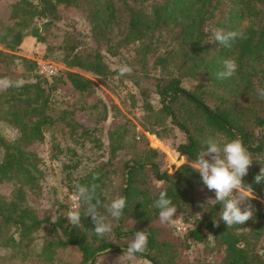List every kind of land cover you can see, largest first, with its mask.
<instances>
[{
    "label": "trees",
    "instance_id": "obj_1",
    "mask_svg": "<svg viewBox=\"0 0 264 264\" xmlns=\"http://www.w3.org/2000/svg\"><path fill=\"white\" fill-rule=\"evenodd\" d=\"M8 1V17L0 16V43L10 51H0V122L19 135L10 141L0 134V250L21 262L56 264L59 252L74 248L79 264H96L103 256L124 255L135 232L148 230V251L137 258L150 264H264V182L255 183L264 167V99L257 95L264 88V0ZM60 7L83 18L87 38L70 25L58 44L51 43L63 21ZM216 28L243 31L246 38L224 47L212 38ZM11 51L59 54L67 66L100 76L109 75L105 56L120 59L133 69L130 75L117 74L136 88L134 104L143 125L160 139L181 133L184 142L177 150L189 161L206 148L209 137L222 143L241 139L253 157L243 189L261 199L250 201L253 218L228 228L219 219L218 201L200 207L214 200L215 192L199 195V173L188 164L172 173L159 171L162 154L129 119H118V109L96 94L91 80L72 71L40 75L36 62ZM225 59H234L238 71L217 79ZM185 80L197 83L195 89L184 87ZM145 84H152L158 108ZM110 114L114 122L105 131ZM46 133L52 142L59 136L71 146L76 161L70 169L82 161L91 165L75 177L76 185L96 184L103 204L127 198L123 217L109 216L110 236L93 232L84 206L76 227L64 216L53 220L41 208L38 149ZM160 191L175 205L173 221L185 224L184 232L160 221L154 206ZM192 242L205 245L211 261L184 258Z\"/></svg>",
    "mask_w": 264,
    "mask_h": 264
},
{
    "label": "rangeland",
    "instance_id": "obj_2",
    "mask_svg": "<svg viewBox=\"0 0 264 264\" xmlns=\"http://www.w3.org/2000/svg\"><path fill=\"white\" fill-rule=\"evenodd\" d=\"M35 1V0H30ZM59 14L63 21H61L56 32L58 33V38L51 41L53 44H58L61 41L63 30L67 29L70 25H74L76 30L85 38H87V27L86 24L76 12L68 10L65 8H59ZM9 15V1L0 0V16L3 18L8 17ZM0 51L10 52L2 43H0ZM12 54L22 56L26 59H29L34 62H45L53 65L56 68V74L59 75L64 71H72L79 73L85 78L91 80L96 88V94L103 99L109 105L112 104L118 109V119L127 118L129 119L136 127V130L139 133H142L147 141L149 147L152 149L158 150L162 154V163L160 164L159 171H166L167 173H172L176 168L188 164V159L182 155L180 157V152H178L177 147L184 142V139L181 133H176V138H157L154 135L150 134L146 127L141 121V110L135 106L134 101L139 99L138 92L136 88L129 82H124L126 80L124 77L118 76L119 66L122 65L120 59L114 58L111 56H105V62L108 68V76H100L95 73L78 69L71 68L67 66L62 57L59 54H52L48 57H44L38 52L33 53L30 51L22 52L16 51ZM17 71L22 73L21 67H17ZM22 80V79H19ZM121 81V82H120ZM183 86L189 90L195 89L197 83H194L189 80L183 82ZM145 89L149 92H153L152 84H145ZM62 99L61 96H57ZM154 107H159V99L152 93ZM138 102V101H137ZM112 114L109 115L107 122L104 124V130L106 131L109 128V125L114 122L112 119ZM117 121V120H116ZM260 132L258 135H260ZM0 134L7 138L10 141L15 140L18 137V131L6 123L0 122ZM104 132V143L106 142ZM257 135V136H258ZM67 144L60 140L57 136L56 141H51L49 133L45 135L44 144L38 149L42 157L41 169L43 171L44 180L42 181L43 187V196L40 201L42 209L47 210L53 220L58 216H64L67 218L66 212L70 207L69 196L70 191L74 190L75 177L82 174L86 169L91 167L87 162H81L80 166L77 169H73L76 159L72 156V152L69 149ZM92 152L85 153V156H91ZM191 162V161H189ZM130 165H133L132 163ZM150 168V166H148ZM126 176L124 182L126 183ZM128 177V176H127ZM128 179V178H127ZM7 189H3L2 192H6ZM199 195L210 196L211 192L207 189L205 185L198 188ZM242 193L251 194L249 191L242 189ZM255 197V196H254ZM257 200H261L258 197H255ZM69 221V220H68ZM181 224L186 228L185 224L180 223V221H173L172 225L177 226ZM43 231L37 235V246L40 247V237L42 236ZM123 255H107L99 258L96 264H118L120 257ZM206 258V261H209L210 258L207 254L205 245L196 244L192 242L187 251L184 252V258L189 262L193 260ZM211 261V260H210ZM79 255L74 248H68L65 251L58 253V258L56 264H79ZM0 264H35V263H26L21 262L17 259H10L9 253L4 250H0ZM120 264H150L144 259L135 258L134 260L123 259Z\"/></svg>",
    "mask_w": 264,
    "mask_h": 264
},
{
    "label": "clouds",
    "instance_id": "obj_3",
    "mask_svg": "<svg viewBox=\"0 0 264 264\" xmlns=\"http://www.w3.org/2000/svg\"><path fill=\"white\" fill-rule=\"evenodd\" d=\"M212 38L217 44L230 47L235 40L246 37L243 31H225L222 28H216L212 31ZM237 71V62L234 59H225L223 70L216 76L217 79H229ZM132 72V67L127 64L119 66L120 76L130 75ZM257 95L260 99H264V88L258 89ZM204 143L206 148L201 150L194 160L188 161L189 167L199 173L203 185L209 191L215 192V199H209L200 207L205 208L210 202L218 201L222 205V210L219 212L220 221H223L228 228L243 225L254 216L250 201L255 197L253 194L242 193L245 186L244 177L248 175L253 165L252 154L239 138L222 143L219 139L209 137ZM261 182H264V167H261L260 173L255 177V183L260 184ZM69 200L71 207L66 215L71 225L76 227L81 224L79 209L84 206V215L92 218L95 225L93 232L100 238L110 236L113 231L109 216L113 219H120L127 207V198L124 196H117L110 203L103 204L97 195L96 184L75 185ZM154 206L160 210L159 219L162 223L173 222L177 209L165 191L159 192ZM101 208H104L107 214L101 212ZM214 222L216 223L215 220ZM148 243V230L136 231L118 264L125 258L134 260L137 254H145L148 251Z\"/></svg>",
    "mask_w": 264,
    "mask_h": 264
},
{
    "label": "built area",
    "instance_id": "obj_4",
    "mask_svg": "<svg viewBox=\"0 0 264 264\" xmlns=\"http://www.w3.org/2000/svg\"><path fill=\"white\" fill-rule=\"evenodd\" d=\"M37 65H38V71H39L40 75L52 76V75L56 74V68L53 65L49 64V63L37 62ZM70 196H69V198H70ZM70 207H71V203H70ZM176 231L177 232H184L185 228H184L183 225L177 224Z\"/></svg>",
    "mask_w": 264,
    "mask_h": 264
},
{
    "label": "water",
    "instance_id": "obj_5",
    "mask_svg": "<svg viewBox=\"0 0 264 264\" xmlns=\"http://www.w3.org/2000/svg\"><path fill=\"white\" fill-rule=\"evenodd\" d=\"M262 134H263V132H262L260 135H258L257 138H259ZM182 155H183L182 152H180V157H182ZM131 166H132V165H131ZM127 178H128V177L126 176V181H127Z\"/></svg>",
    "mask_w": 264,
    "mask_h": 264
}]
</instances>
